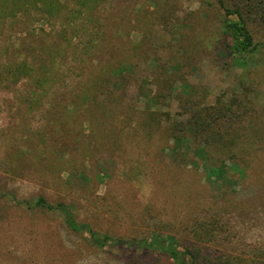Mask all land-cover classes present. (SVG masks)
I'll return each mask as SVG.
<instances>
[{"label": "rangeland", "instance_id": "1", "mask_svg": "<svg viewBox=\"0 0 264 264\" xmlns=\"http://www.w3.org/2000/svg\"><path fill=\"white\" fill-rule=\"evenodd\" d=\"M30 1L0 0V264H142L26 204L40 196L117 239L173 238L195 264H264V52L215 47L218 0ZM105 63L124 70L84 97ZM206 107L232 108L213 148L193 125Z\"/></svg>", "mask_w": 264, "mask_h": 264}, {"label": "trees", "instance_id": "2", "mask_svg": "<svg viewBox=\"0 0 264 264\" xmlns=\"http://www.w3.org/2000/svg\"><path fill=\"white\" fill-rule=\"evenodd\" d=\"M28 5L30 0H20ZM42 1L44 7L51 9L54 6L55 0H38ZM226 0H218L220 6L224 10V18L222 22L217 24L214 29L213 44L218 49L228 51L235 58H246L256 64L259 54L264 52V38L257 39L254 31L250 27V22L259 21L264 25V0H230L231 5H228ZM4 5V4H3ZM17 67V73L20 71L27 72V63L22 62ZM124 65L119 67L106 64L100 69V73L93 74V81L86 84L84 97L91 98L88 94L89 89L95 90L100 88L104 82H112L114 75L124 70ZM26 74V73H25ZM94 85V87H91ZM91 87V88H90ZM96 87V88H95ZM231 107H206L197 113L195 122L197 133L201 136L205 146L213 148V144H219L224 139V134L217 130L215 123L225 117L228 112H231ZM210 118V119H208ZM232 133L231 138L223 143L225 147L222 151L224 157L218 161L224 163L225 159L237 161V151L232 149L235 145L237 134ZM229 150V151H228ZM246 163L248 161L246 159ZM236 166V165H235ZM232 169V166H229ZM19 204L25 203L21 200ZM27 205L34 209L39 207L49 211L59 210L65 215L67 226L74 232L87 237L89 242L100 249L120 248L122 251H129V259L131 262H141L142 264L152 263V257H160L163 255L166 262L162 264H195V255L191 248L178 243L173 238H168L163 235H154L143 240H125L117 239L110 235L103 234L94 230V228L86 222L79 221L73 214L69 205L64 202H50L44 196H40L34 203L26 202ZM136 251L138 254L136 255ZM151 258V259H150ZM155 264V263H154Z\"/></svg>", "mask_w": 264, "mask_h": 264}]
</instances>
